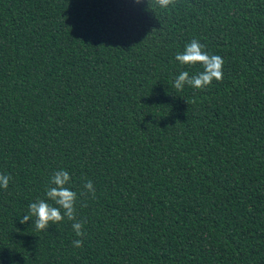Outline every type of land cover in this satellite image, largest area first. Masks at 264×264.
Returning <instances> with one entry per match:
<instances>
[{
    "label": "trees",
    "instance_id": "obj_1",
    "mask_svg": "<svg viewBox=\"0 0 264 264\" xmlns=\"http://www.w3.org/2000/svg\"><path fill=\"white\" fill-rule=\"evenodd\" d=\"M58 170L80 248L20 223ZM0 173V264H264V0H0Z\"/></svg>",
    "mask_w": 264,
    "mask_h": 264
},
{
    "label": "clouds",
    "instance_id": "obj_2",
    "mask_svg": "<svg viewBox=\"0 0 264 264\" xmlns=\"http://www.w3.org/2000/svg\"><path fill=\"white\" fill-rule=\"evenodd\" d=\"M155 3L161 8L175 6L176 0H155ZM204 45L198 40L193 39L185 45L183 52L175 55V60L181 65L202 66L203 71L195 75H190L187 71H181L173 82V87L182 91L185 85L195 89H205L215 79H223L224 60L219 55H210L204 51ZM11 177L0 173V188L7 189ZM71 182L70 174L65 170H58L53 173L50 185L46 190V199H38L28 205V213L20 217V223L24 224L29 220L33 221L38 231H46L50 225L63 222L65 219L71 221V227L77 237L73 240V246L80 248L83 245L84 221L77 219V200L78 194L73 191L69 185ZM83 188L87 193L95 195V188L91 180L85 181ZM83 194V193H81ZM51 201L52 203H49ZM55 205V206H54Z\"/></svg>",
    "mask_w": 264,
    "mask_h": 264
}]
</instances>
